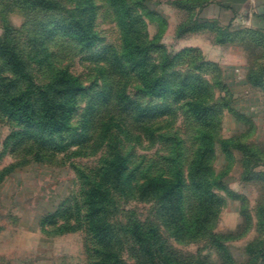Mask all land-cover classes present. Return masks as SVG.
Listing matches in <instances>:
<instances>
[{
    "label": "rangeland",
    "instance_id": "374dc122",
    "mask_svg": "<svg viewBox=\"0 0 264 264\" xmlns=\"http://www.w3.org/2000/svg\"><path fill=\"white\" fill-rule=\"evenodd\" d=\"M53 1L71 16L0 0V41L29 74L4 79L30 82L39 113L55 86L66 120L0 110V264H264V32L240 30V0ZM76 20L91 46L60 26ZM153 178L182 193L175 217L179 201L143 194Z\"/></svg>",
    "mask_w": 264,
    "mask_h": 264
},
{
    "label": "trees",
    "instance_id": "16d2710c",
    "mask_svg": "<svg viewBox=\"0 0 264 264\" xmlns=\"http://www.w3.org/2000/svg\"><path fill=\"white\" fill-rule=\"evenodd\" d=\"M22 5H26L27 9L32 11H41V12H57L59 10L63 11L64 14L69 18L71 15L67 11L62 9L60 2H55L53 0H21ZM114 3H117V0H112ZM123 1V0H122ZM63 31L67 34L73 35L85 43L87 46L93 44V38L91 37V25H87L80 20H76L75 23H66L60 24ZM57 26L55 30H57ZM0 60L4 66L3 77L0 72V110L10 118H14L19 122L27 125H37L42 126L44 130L50 132H56L62 130L66 126V120H63L58 113L61 110H58L55 104V99L51 94L56 90L55 86H51L48 90H39L37 98L39 102L43 104V112H37L33 107V94L31 92L30 82L26 90H17L13 83H10L8 79H4L9 73L16 78L17 80H24L28 78L29 74L27 71L26 64L19 52L17 44L8 41L7 39L0 41ZM55 85L58 87V95L63 96L64 105L67 108L72 106V97L77 91L78 81L71 77L64 75L62 78H58L55 81ZM169 84H164L163 90H166ZM190 112L195 115L199 120H203L208 114L207 108H202L198 106L190 107ZM65 114L67 112H64ZM68 121V120H67ZM205 185L203 184L201 188ZM199 187V186H198ZM209 187V186H207ZM143 194L148 196H161L166 199H169L176 203L175 207L171 208L169 212L172 217H175L180 210H177V207L181 204L180 199L182 193L178 190L176 184L163 179V178H153L150 179L147 185L143 188ZM170 204V203H169ZM172 204V203H171ZM204 214H206L209 209L207 203H204L202 208ZM184 216V215H183ZM175 219V218H174ZM136 235L143 240L149 247L154 248L158 243L157 236L145 238L143 233L140 231V228L136 227ZM155 250V249H154ZM150 253V252H149ZM157 257V253H154ZM151 259L154 258V255L150 254ZM147 264H155L154 261L148 260Z\"/></svg>",
    "mask_w": 264,
    "mask_h": 264
},
{
    "label": "crops",
    "instance_id": "0c3cea01",
    "mask_svg": "<svg viewBox=\"0 0 264 264\" xmlns=\"http://www.w3.org/2000/svg\"><path fill=\"white\" fill-rule=\"evenodd\" d=\"M240 21V30L264 32V0H240Z\"/></svg>",
    "mask_w": 264,
    "mask_h": 264
}]
</instances>
